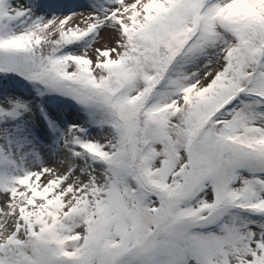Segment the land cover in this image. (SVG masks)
<instances>
[{
  "label": "snow or ice",
  "instance_id": "1",
  "mask_svg": "<svg viewBox=\"0 0 264 264\" xmlns=\"http://www.w3.org/2000/svg\"><path fill=\"white\" fill-rule=\"evenodd\" d=\"M0 264H264V0H0Z\"/></svg>",
  "mask_w": 264,
  "mask_h": 264
}]
</instances>
